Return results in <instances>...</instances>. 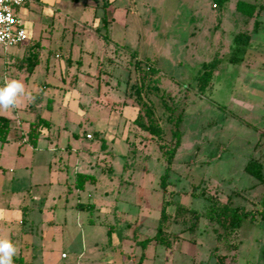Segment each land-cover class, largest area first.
Instances as JSON below:
<instances>
[{"label":"rangeland","instance_id":"1","mask_svg":"<svg viewBox=\"0 0 264 264\" xmlns=\"http://www.w3.org/2000/svg\"><path fill=\"white\" fill-rule=\"evenodd\" d=\"M106 1L32 0L18 9L28 40L0 46V86L17 79L28 93L0 110L12 126L0 142V238L19 250L13 264H264V220L245 218L230 235L207 216L213 202L259 210L264 199V182L244 171L256 159L264 177V0ZM238 1L262 5L257 31ZM248 32L236 49L234 36ZM36 41L39 62L29 72ZM132 52L160 69V90L150 75L143 83L166 148L175 138L160 94L182 114L166 192L158 142L123 104L134 103L140 77ZM214 57L220 63L198 93L199 68ZM40 118L50 126L33 147L26 131ZM91 131L101 137L87 139ZM77 172L95 179L80 189ZM166 199L161 239L142 245Z\"/></svg>","mask_w":264,"mask_h":264},{"label":"trees","instance_id":"2","mask_svg":"<svg viewBox=\"0 0 264 264\" xmlns=\"http://www.w3.org/2000/svg\"><path fill=\"white\" fill-rule=\"evenodd\" d=\"M225 1L226 0H215V6H217V4L222 5ZM109 3H110L109 1H106L103 3L102 6L105 7ZM236 9L239 12H241L244 16L253 19V28L251 29V31L252 32L257 31L259 26L258 17L260 11L262 10V5L251 2L238 1L236 3ZM103 21H104V26H106L108 20L103 18ZM250 34L251 33L248 32L245 33L244 35L236 34L234 36L233 40L236 44V49H238L239 46L246 45L249 42L251 38ZM103 37L105 39H108L106 35H104ZM39 47H40V43L38 41L28 46V48L30 49L29 57H28L29 72H32L33 69L38 65ZM135 54H136L135 52H132L131 56L135 59L134 67L138 70L140 77H138V85H136L134 88L135 96L133 99L134 103L138 107V112L132 122L136 126H138L141 130L148 131L151 134V136L154 137L158 142L159 148L162 151V154L167 163L165 172L160 177L159 186L164 192H166L168 186V172L170 169L171 160L175 155L176 149L180 145L179 124L182 121V114L179 113L178 115L174 116V108H172L170 105L166 103L163 97L164 92H162L160 94L161 104L164 107V109L168 112L166 120L169 123L173 124V130L171 132V135L173 138H175V142L172 148H166L165 145L161 142L163 131L159 123V119L154 114L152 103L149 102L144 96L145 85L143 83L145 76L150 75L151 79L148 82H150V84H153V87L151 88L155 89L156 91L160 90V87L158 85L156 84L154 85L155 83L154 81L158 73L160 72V69L156 65H153L151 58L146 57L142 62L141 59L136 58ZM238 59H239L238 57L233 56L229 58V61L233 62ZM219 63H220V58L218 57H214L211 60L202 63V65L199 68V74L196 83L198 93H202L210 85L211 80L214 76V73ZM152 76L154 79L152 78ZM10 122L11 121L8 117L2 115L0 116V142L2 144L9 141V132L11 130ZM49 126H50V122L43 118H40L37 121L30 122L28 130L26 132V142H28L31 146L35 147L37 139L41 133V129ZM244 171L253 175L260 182L262 183L264 182L261 164L256 159L248 161L244 166ZM94 179L95 176L92 174L77 172L76 186L81 189L83 188L85 180H94ZM170 194H172V191H170ZM90 205L91 204L85 205L83 203L77 204V206L80 208H89ZM169 205H172V200L171 199L164 200L161 210V217L157 225V231L155 235L153 237L141 240L139 243L145 245L146 243H149L151 241L157 242L161 239V234L163 233V223L169 217V213L167 212V207ZM207 216L209 220L217 222L219 225H221L226 230H228V234L233 235L236 231L240 229L242 225V221L245 218L254 220L256 216H259L262 220H264V199L261 202V208L259 210H251V209L248 210L244 207L231 206L228 203L217 204L213 202L207 210ZM108 231L110 232L109 229ZM217 238H219V235ZM262 257L264 259V249L262 252ZM16 262H19V264L23 263L21 259H16ZM140 262L141 260L137 264H140Z\"/></svg>","mask_w":264,"mask_h":264},{"label":"built area","instance_id":"3","mask_svg":"<svg viewBox=\"0 0 264 264\" xmlns=\"http://www.w3.org/2000/svg\"><path fill=\"white\" fill-rule=\"evenodd\" d=\"M32 0H0V46L4 49L17 46L29 38L28 31L17 14L20 7ZM215 6V4H214ZM86 137L91 139L90 133ZM62 257L65 256L63 253Z\"/></svg>","mask_w":264,"mask_h":264},{"label":"clouds","instance_id":"4","mask_svg":"<svg viewBox=\"0 0 264 264\" xmlns=\"http://www.w3.org/2000/svg\"><path fill=\"white\" fill-rule=\"evenodd\" d=\"M26 95L28 93L22 81L5 78L3 86H0V110L15 108L19 99ZM18 251L10 239L0 238V264H13V257Z\"/></svg>","mask_w":264,"mask_h":264},{"label":"crops","instance_id":"5","mask_svg":"<svg viewBox=\"0 0 264 264\" xmlns=\"http://www.w3.org/2000/svg\"><path fill=\"white\" fill-rule=\"evenodd\" d=\"M108 1H110V0H108ZM27 5H29V4H27ZM26 5V6H27ZM22 10H25V9H22ZM21 9L19 10V11H17V14L19 15L20 14V12L22 11ZM19 17L21 18V16L19 15ZM22 20V19H21ZM23 22V21H22ZM56 57H58V55H56ZM102 60H104V58L102 59ZM68 63H70V59H68ZM96 69L98 70V72H99V74H102V72L104 71V69H103V67H102V63L101 62H99L98 64H97V66H96ZM104 74V73H103ZM129 100V99H128ZM123 104L124 105H127V104H131L130 106L132 107V109H135L136 110V113H135V115H134V118H135V116H136V114H137V112H138V107H137V105L135 104V103H133L132 101L130 102V103H127V100H124L123 101ZM133 118V119H134ZM10 119V118H9ZM10 121H11V119H10ZM11 123V122H10ZM18 124H19V126H21V123L20 122H17ZM12 127V126H11ZM11 131V130H10ZM44 131H46V128L44 127V128H42L41 129V133L42 132H44ZM27 132V131H26ZM40 133V134H41ZM91 135L93 134V131H91V132H89ZM9 134H10V132H9ZM86 134H88V133H86ZM103 134V138H106L105 136H104V132L102 133ZM93 135H98V137H101V134H100V132H98V133H96V132H94V134ZM85 137H86V135H85ZM87 138V137H86ZM87 139H89V138H87ZM127 139V138H126ZM89 140H91V139H89ZM25 142H26V140H25Z\"/></svg>","mask_w":264,"mask_h":264}]
</instances>
